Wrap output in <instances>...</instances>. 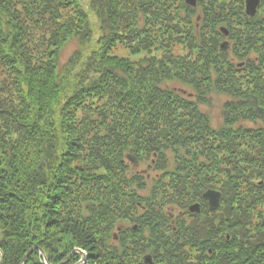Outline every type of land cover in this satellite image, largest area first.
Segmentation results:
<instances>
[{"label":"trees","instance_id":"16d2710c","mask_svg":"<svg viewBox=\"0 0 264 264\" xmlns=\"http://www.w3.org/2000/svg\"><path fill=\"white\" fill-rule=\"evenodd\" d=\"M128 155L160 172L146 197ZM215 170L218 225L182 221L180 260L264 264V0H0V264H141Z\"/></svg>","mask_w":264,"mask_h":264},{"label":"flooded vegetation","instance_id":"af4514ba","mask_svg":"<svg viewBox=\"0 0 264 264\" xmlns=\"http://www.w3.org/2000/svg\"><path fill=\"white\" fill-rule=\"evenodd\" d=\"M142 178H138V180L140 181ZM212 182L213 188H208L205 191L209 190V191H214V192H219L218 191V185H219V174L218 171L215 170L213 175H212ZM204 191V192H205ZM204 192H202L200 199H195L194 201L192 200H188L186 202L183 203H179L178 205H175L177 208L175 210H177V212L174 213H169V212H165L166 214V220H164V224H159V225H155V226H150L147 229H153V230H157L158 232H161L162 235H159L161 237H168L169 239V244L170 246L168 247H172V249H159L158 250L156 248L152 247V243H148V241H142V243H140V245H143L142 248L143 250L140 253V257H141V264H161L160 261L161 259H158L159 256L162 257V255L164 256H168V257H172V260L174 261V264H201L200 260L196 262V260H191L190 262H186L185 260H180L181 258V254L182 252H184L185 250L187 251V245L185 241H176V237L179 235L180 232L184 231L185 229H191L192 227H189L187 225H181L180 223L182 221H185L187 223L192 224L194 222V220H198V218H202L201 215H205L206 217H209L210 215H212V218L214 219V224L218 225V210L216 209L215 211H211L208 208V204L207 202H205V200L203 199V194ZM197 206L196 210L193 211L191 210L192 207ZM166 222V223H165ZM124 225L126 227H121V229L118 228V231H121V238L123 239L124 236L129 235V233L127 232V230H133L134 231H138L139 227L137 225H133L132 227H128L127 228V224L124 223ZM198 228H200L198 226ZM184 229V230H183ZM149 235V233H144V238H146ZM131 236H135V234L133 233ZM218 238L217 235H215V239ZM171 241V242H170ZM146 244V245H144ZM147 256V257H146ZM163 256V257H164ZM190 257H192V254L190 253ZM194 258V256H193Z\"/></svg>","mask_w":264,"mask_h":264},{"label":"rangeland","instance_id":"374dc122","mask_svg":"<svg viewBox=\"0 0 264 264\" xmlns=\"http://www.w3.org/2000/svg\"><path fill=\"white\" fill-rule=\"evenodd\" d=\"M197 2H198V0H197ZM244 2H245V0H243V6H244ZM196 7H197V4H196ZM223 43H227V41L222 42V44ZM72 51H73V47L68 48L65 51L64 59H66L72 53ZM172 86L176 89L177 92H181V93L185 94L186 96L189 93V91L186 88H184L183 86H180L178 84H173ZM225 101H226V98L223 97V96H213V103H212L213 105L211 107L207 106V107H203L202 108V111L206 112L212 118L213 121L211 122V126L213 128L219 127V125L221 124V121H222L221 107H222V105H223V103ZM244 126L249 128V127H251V124H247L246 123V124H244ZM128 156H131V157H133L136 160V158L134 156H132V155H128ZM126 162L129 164V167H130V170H128V173L129 174L130 173H138L140 175V177L142 178L140 181H138V183H140L141 186L134 187V188L138 189V192H136V195L140 196V197L148 196V194L151 192V190L154 189L153 183L156 180L160 179V176H159L160 172H158L156 170L155 166H151L150 163H148L146 161L138 162L136 160V162L134 163V162L129 161L126 158ZM151 164L153 165L154 162L152 161ZM259 184L262 185L261 182H259ZM207 191H209V190H207ZM207 191H205L204 193H206ZM157 199H159V197ZM157 201L159 202V200H157ZM205 202H207V201L205 200ZM220 204H221V200H220ZM176 208H177L176 206L166 205L164 210L166 212L175 214L177 212V210H175ZM208 208H209V206H208ZM219 208H220V205H219V207L217 209H219ZM125 224L128 225L127 228L130 227V226L131 227L133 226V224H128V223H125ZM121 227H126L124 225V222H119L117 224L115 232L113 233L114 237L120 239L119 236L121 235V231L119 232L118 228L121 229ZM136 233H137V231H136ZM145 233H147V231H145ZM164 238L167 239V240L169 239L167 236L164 237ZM169 240H171V239H169ZM118 244H121V242L118 241ZM152 247L156 248L157 250H158V248L163 250V248H160V246H157V244H154V243H152ZM74 254H78L79 255V260L77 261L76 264H86V262L88 261L87 254L83 250L75 249L74 251H72L71 255H74ZM39 256L41 258H43V260L46 262V259L44 258V255H43L42 252L39 253ZM162 256H164V255H162ZM158 259H162V257L159 256Z\"/></svg>","mask_w":264,"mask_h":264},{"label":"water","instance_id":"95a60500","mask_svg":"<svg viewBox=\"0 0 264 264\" xmlns=\"http://www.w3.org/2000/svg\"><path fill=\"white\" fill-rule=\"evenodd\" d=\"M185 4L188 5L189 7L195 8L197 4V0H184ZM260 6V0H245L244 2V13L247 17H254L257 13V10ZM221 32L227 36V31L224 29H221ZM227 43L222 44V48H226ZM127 159L131 162H136V160L131 157L127 156ZM203 199H205L208 203L209 209L211 211L216 210L219 205H220V200H221V194L219 192H214V191H207L206 193L203 194ZM197 206H194L191 208V210L195 211Z\"/></svg>","mask_w":264,"mask_h":264}]
</instances>
